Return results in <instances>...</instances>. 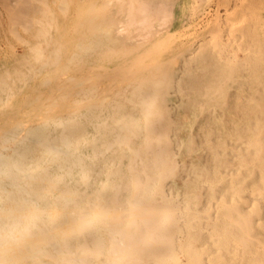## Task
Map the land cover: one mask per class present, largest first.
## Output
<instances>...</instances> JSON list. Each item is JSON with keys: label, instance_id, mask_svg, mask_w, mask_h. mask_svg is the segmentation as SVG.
<instances>
[{"label": "bare ground", "instance_id": "bare-ground-1", "mask_svg": "<svg viewBox=\"0 0 264 264\" xmlns=\"http://www.w3.org/2000/svg\"><path fill=\"white\" fill-rule=\"evenodd\" d=\"M34 1L0 0V264H264V32L166 63L133 39L176 2Z\"/></svg>", "mask_w": 264, "mask_h": 264}, {"label": "rangeland", "instance_id": "rangeland-1", "mask_svg": "<svg viewBox=\"0 0 264 264\" xmlns=\"http://www.w3.org/2000/svg\"><path fill=\"white\" fill-rule=\"evenodd\" d=\"M10 1L13 2V3L17 2L19 4V7L22 6L20 8L23 9V12H24L25 16L28 15L26 13L27 12L29 13V11H30L29 9H31V6H29L27 8L26 5H34V3L36 2L34 0H29L30 3H31L30 4V3L26 2L27 0H25V2H23L24 0L23 1L22 0L21 1L20 0H18V1L17 0H13V1L10 0ZM19 2H21V4ZM164 2H166V1H163V2L161 1L160 2L161 4L159 3L158 5L161 6L162 3H163V6H166L165 12L168 11L167 14L164 12V14H166V16L165 17L163 16L164 19L165 18L167 19V21H166L167 23L165 24V26L164 25L161 26L163 20L160 21L159 19H162V17L157 16L158 14H156L155 11L154 12L152 11V12L149 13V17H150V14H151L153 16V18H155V19H153L154 21L152 23V27H151L150 30L152 32L154 31L153 35L154 34L155 35L153 37H150V35L147 37L146 35H144V34H147V32H145L144 34H142V36L138 35L136 38H134L133 42L140 43L141 45H143L142 43L146 42V43H148V46H150L152 48L155 46V48L157 49L156 45H158V44H156V42L158 40L157 43L160 42L159 45L161 44L160 46L162 47V48H160V46L158 45L159 57H161V60L163 62L166 61V63L172 62L174 60L175 61L184 60L185 57H186V54H187L186 50L189 47H191V46H196V45L198 46L201 43L202 44L204 43L203 45L206 46V48H205V47H203L202 44L199 45L200 48L198 50H201V47L203 48L201 51H203V50H205L207 48L208 49L211 48V49H213L215 51L222 52V50H220V49H225L226 48L227 50H229V47L230 48L232 47V48H234V50H236L238 48H241L242 50L239 49L241 51L240 53L238 52L239 50L237 52L234 51V53H233V50H231L232 48L230 49L231 51L229 50V53L226 51V49L223 50V52L224 53L227 52L226 53V57H227L228 60H230L231 55L235 54V52L237 54L236 58L239 57L240 59L244 60V59L247 58V56H246L248 54L247 51L250 50L248 48L249 44L248 43L244 44L245 38L248 37L247 36L248 32H251L250 30H252V29H248V28H251V26H254L253 29H255V30H253L252 33H255V31H256V33L258 31L261 32V33L264 32L263 31L264 30V24H263L264 23V19H262V18H264V0H175V1L171 0V2H176L174 4L171 3V6L169 5L170 1H167V5ZM24 7H25V9H24ZM169 7H170V10H168ZM203 7H206L209 10H207L206 12L202 13L201 9ZM3 10L4 9L0 5V12H1L0 13V22H1L0 23V58L4 57V56L11 55V53L14 54V53L20 52L19 54H21V52L22 53L25 52V50L27 49V44H26V38L27 37L26 36L28 35L27 34L28 32L31 33L29 30H27V28L24 29L25 28L24 24H21V25H18L17 27H18V30H20L19 34L21 33L20 36H22V37H20V36L19 37H14L16 35L8 30L10 27L14 26V24H13V22H12V24H11V22L9 23V17H7L8 14H7V12L5 10L4 11ZM26 10H27V12H26ZM169 11L171 12V15H169ZM207 12L208 13L210 12V13L208 14ZM205 13H207V14H205ZM164 14H162V15H164ZM260 14H261V17H258ZM152 16L150 18L151 20H152ZM156 18H157V20H156ZM201 18H203V19H201ZM257 18H258V21H257ZM260 20H263V21H260ZM6 21H8V22L6 23ZM156 21H159L161 23H158ZM182 22H183V24L179 25V23H182ZM246 22L247 23L249 22V26L251 24H253V25L248 27V24ZM4 23H6V24L4 25ZM245 23H246V25H245ZM8 24H10V26ZM255 24H256V26H255ZM244 25L247 26L248 28L247 27L244 28L245 27ZM157 26H159V27L156 28ZM167 26H168V28H167ZM242 26H244L243 27L244 29H242ZM257 27H258L259 30H257ZM164 28H166V29H164ZM23 29L27 30V32L23 31ZM158 29H159V31L161 33L159 31H158V33H156ZM247 29H248V32L246 31ZM3 30H4L5 33L3 32ZM133 31L134 30L125 31V34L126 35L130 34L129 36H133V35H135V34L137 35L139 33L138 30L136 32H134L135 34L133 33ZM175 31L178 32V33H176L174 35V38L173 37L170 38V35L173 32H175ZM244 31H246V33ZM143 32L144 31H141V33H143ZM239 32H240V34H238ZM243 32L245 33V35L247 34L246 37L243 36L244 35ZM24 35H25V38H24ZM6 36H7V38H5ZM167 36H169L168 39H166ZM239 36L240 37L243 36L244 39L241 37V40L243 39V41H244V42L242 41L243 43L240 42V39L236 38V37H239ZM161 38H162V40H161ZM234 38H236L235 41H234ZM142 39H144V40H142ZM237 39H238L239 42L237 41ZM39 40H42V39L38 38L37 42ZM135 40H137V42ZM167 40H169V41H167ZM201 40H202V42H201ZM149 41H150V43H149ZM205 42L206 43L208 42V44H205ZM209 42L212 43L211 45H213V48L209 44ZM191 43H192V45H191ZM233 43H235V44H233ZM165 44H166L167 48H166ZM232 44H233L234 47L232 46ZM236 44H240L241 47L240 46L237 47L238 45L236 46ZM144 45H143L142 49L145 48ZM168 45H169V47H168ZM228 45H230V46H228ZM242 45H246L245 47H247V48H244V47L243 48L246 49V50L248 49L246 51L247 53L242 48ZM176 46H178V47H176ZM163 48H164V51H162ZM165 49H167V50L165 51ZM11 50H13L14 53ZM243 50H244V52H243ZM230 52H231V54H230ZM229 54H230V56H229ZM233 56H232V59L234 58V60H235L236 58L233 57ZM177 57H180V58L176 60ZM181 57H184V58H181ZM239 58H237V60H239ZM232 59L230 60L231 62H229V63H232ZM112 64H113V62H107L106 63L107 66H111ZM69 74L70 73H67V74H65V76H68ZM163 92H164V94H162ZM163 92L162 91L160 92L161 96L163 95L162 99H161L160 94H158L159 96L157 95L158 97L157 96L155 97V102L156 103L158 102L157 107L163 101L161 103V105L158 107V109L156 108L157 115L160 112H161V114L163 112H165L166 108L164 109V111H162L163 110L162 108L167 106L165 101L169 97V89L166 90V91H163ZM164 96H166L165 97L166 99L164 98ZM15 98L16 97H13L12 101L9 102V104L5 108L6 111H10V110L14 109V107L16 106ZM158 98H160L161 101H159L160 99L158 100ZM163 105H165V106H163ZM24 114L25 115L29 114V111L24 112ZM165 137H166V135H163L160 138L163 139V140H166V139L169 138V136H167L166 138Z\"/></svg>", "mask_w": 264, "mask_h": 264}]
</instances>
